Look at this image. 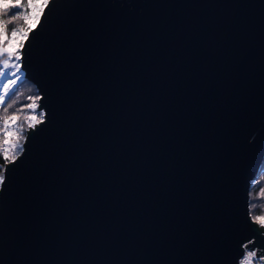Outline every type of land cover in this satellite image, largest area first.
Wrapping results in <instances>:
<instances>
[{
  "label": "water",
  "instance_id": "95a60500",
  "mask_svg": "<svg viewBox=\"0 0 264 264\" xmlns=\"http://www.w3.org/2000/svg\"><path fill=\"white\" fill-rule=\"evenodd\" d=\"M21 44L44 115L2 168L0 264L264 254V0H51Z\"/></svg>",
  "mask_w": 264,
  "mask_h": 264
},
{
  "label": "snow or ice",
  "instance_id": "6c2138e0",
  "mask_svg": "<svg viewBox=\"0 0 264 264\" xmlns=\"http://www.w3.org/2000/svg\"><path fill=\"white\" fill-rule=\"evenodd\" d=\"M51 0H0V13H8L9 21L0 19V78H5L3 83V90L0 93V104H3L6 98H10V95H14L16 92L15 86L21 80V76L18 73L21 72V64L18 63L21 61L22 54L19 49L25 47L24 44H18V41L23 39L27 41L30 39V35L34 34L35 28H37L41 23V16L44 15L45 7L49 6ZM16 10V11H13ZM22 20L24 25L14 26L11 29V36L8 35L7 23L15 20ZM35 23H32V22ZM14 58V59H13ZM7 77H15L14 79H7ZM33 102L26 105L25 107L29 109H35L36 104L35 100H38L39 97H29ZM12 107L9 104L4 111L7 112L8 108ZM43 112L40 113L41 118L43 117ZM18 119L17 115H12L10 118H5L3 120V134H4V147H0V153L3 155L5 163L15 162L20 153L23 152V145L19 142L13 144L8 139L9 133V124ZM26 120L32 121L36 120L35 116L25 117ZM38 123L40 121H37ZM34 125L29 122V127ZM12 136H16L17 140H22L23 137L16 132L11 133ZM11 148L12 154H9ZM4 165L0 164V168H3ZM5 180V175L3 171H0V183H3ZM259 197L264 198V190H261L258 193ZM254 224H258L261 229H264V216H250ZM251 243V241H249ZM244 252L242 254L243 258L240 261V264H253V258L257 256V252L248 249L247 245L242 246ZM260 260H264V256L259 257Z\"/></svg>",
  "mask_w": 264,
  "mask_h": 264
},
{
  "label": "trees",
  "instance_id": "16d2710c",
  "mask_svg": "<svg viewBox=\"0 0 264 264\" xmlns=\"http://www.w3.org/2000/svg\"><path fill=\"white\" fill-rule=\"evenodd\" d=\"M26 3V0H24ZM16 11V10H13ZM0 19L5 20V22H8L10 17L8 13H0ZM34 23V22H32ZM24 25V22L22 20H15L7 23L8 27V35L10 37L11 35V29L14 26H22ZM16 92L14 95H10V98H6L3 104H0V147H4L3 141L5 139L3 134V120L5 118H10L12 115H17L18 119L14 122H11L9 124V137L8 139L11 141V143L15 144L17 142L22 144V140H17L16 136H12V132L18 133L20 136L24 138V135L26 131L30 128L29 122L33 124L35 121H38L41 119L40 112L35 107V109H29L25 107L28 104H31L33 101L29 99V97H36L38 96V93L36 91L35 86L25 79L23 76H21V80L17 83L15 86ZM9 104L12 105V107L8 108V111L5 112L4 108H6ZM35 104L37 106V100H35ZM31 117L35 116L36 120L28 121L25 119V117ZM9 154H12L11 148L9 150ZM4 159L2 153H0V164L4 165ZM0 171H2V168H0ZM264 190V156L263 159L259 165L258 171L255 175V177L250 181L249 189H248V208H249V214L250 216H264V198L259 197L258 193Z\"/></svg>",
  "mask_w": 264,
  "mask_h": 264
},
{
  "label": "built area",
  "instance_id": "2783aa9c",
  "mask_svg": "<svg viewBox=\"0 0 264 264\" xmlns=\"http://www.w3.org/2000/svg\"><path fill=\"white\" fill-rule=\"evenodd\" d=\"M248 249H250V250H253V251H255L256 250V248H249L248 247ZM243 252H244V249H243ZM243 252H242V254H243ZM260 256H264V254H262V255H257L256 257H254L253 258V264H264V260H260ZM242 258H243V256L241 255L240 257H239V264H240V261L242 260Z\"/></svg>",
  "mask_w": 264,
  "mask_h": 264
},
{
  "label": "rangeland",
  "instance_id": "374dc122",
  "mask_svg": "<svg viewBox=\"0 0 264 264\" xmlns=\"http://www.w3.org/2000/svg\"><path fill=\"white\" fill-rule=\"evenodd\" d=\"M34 22V21H33ZM11 36V35H10ZM22 40H19L18 41V44H21L22 43ZM18 51H20V49L18 48ZM14 59V58H13ZM19 63V62H18ZM18 75L22 76V70L20 73H18ZM15 77H7V79H14ZM5 82V78H0V93H2V90H3V83ZM37 107V106H36ZM39 112L41 113L42 111L39 110ZM37 121H35L34 123H36ZM33 123V124H34Z\"/></svg>",
  "mask_w": 264,
  "mask_h": 264
}]
</instances>
